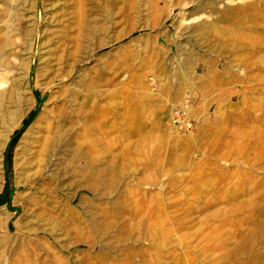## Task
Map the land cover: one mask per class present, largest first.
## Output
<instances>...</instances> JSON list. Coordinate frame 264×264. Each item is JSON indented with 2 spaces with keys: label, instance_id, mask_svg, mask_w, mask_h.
Segmentation results:
<instances>
[{
  "label": "rangeland",
  "instance_id": "obj_1",
  "mask_svg": "<svg viewBox=\"0 0 264 264\" xmlns=\"http://www.w3.org/2000/svg\"><path fill=\"white\" fill-rule=\"evenodd\" d=\"M0 54V264H264V0H0ZM58 88L86 100L94 150L17 179ZM87 164L125 189L92 193ZM120 203L140 238L106 232Z\"/></svg>",
  "mask_w": 264,
  "mask_h": 264
},
{
  "label": "bare ground",
  "instance_id": "obj_2",
  "mask_svg": "<svg viewBox=\"0 0 264 264\" xmlns=\"http://www.w3.org/2000/svg\"><path fill=\"white\" fill-rule=\"evenodd\" d=\"M123 36L125 35H119L114 42L122 39ZM4 64H6V60H4V57L0 54V69L1 65L3 66ZM41 76V73H38L37 79L41 78ZM39 82L41 83V80H39ZM21 86H23V78L16 81L11 88L13 102L18 95V87ZM41 88L44 90L43 87ZM1 101L2 98L0 95V116L4 113ZM85 102L86 100L83 99L82 101L81 96H78V94L63 91L61 88H58L54 95L51 92L48 93L39 113L31 123L28 131L25 132L24 136L17 144L14 162L15 166L20 168L21 172L18 173L19 177L17 179H20L23 174L21 171V166L23 164L26 162H33L37 157L42 155L46 156L51 151L66 150V153L67 151H71L74 156L83 157L94 150V146L92 145L93 138L89 132L92 119L88 118L82 125L77 124V119L79 114L83 112ZM50 104H52V106H50ZM14 109L15 108L8 109L6 110L7 112H5L10 118L11 124L15 122L16 110ZM93 123H95L94 120ZM101 173H103V171L99 172L97 169L92 170L87 164L81 171L75 170L74 176H81L84 186L92 193H95L97 192V187L95 185L97 179L101 181L100 183L104 182L102 187L108 184L105 183V178H101ZM102 180L104 181L102 182ZM109 185L112 191L118 192L124 190L126 187L124 184V175L111 181L108 186ZM95 194H92V197H96L97 195ZM133 213L134 212H132L128 206L120 203L117 210L113 209L110 211L109 217H105L101 214L103 218L102 221H104L103 223L107 229L106 232L109 234V232L115 229L120 236V240L140 238L143 220L140 217H136ZM2 221L3 219L0 216V222ZM90 225L92 228H96L99 227V222H92Z\"/></svg>",
  "mask_w": 264,
  "mask_h": 264
},
{
  "label": "crops",
  "instance_id": "obj_3",
  "mask_svg": "<svg viewBox=\"0 0 264 264\" xmlns=\"http://www.w3.org/2000/svg\"><path fill=\"white\" fill-rule=\"evenodd\" d=\"M0 216L2 217V219H5V214H4V212H1L0 213ZM1 223V222H0Z\"/></svg>",
  "mask_w": 264,
  "mask_h": 264
},
{
  "label": "trees",
  "instance_id": "obj_4",
  "mask_svg": "<svg viewBox=\"0 0 264 264\" xmlns=\"http://www.w3.org/2000/svg\"><path fill=\"white\" fill-rule=\"evenodd\" d=\"M7 161H9V159L7 158ZM2 196H0V200H1Z\"/></svg>",
  "mask_w": 264,
  "mask_h": 264
},
{
  "label": "water",
  "instance_id": "obj_5",
  "mask_svg": "<svg viewBox=\"0 0 264 264\" xmlns=\"http://www.w3.org/2000/svg\"><path fill=\"white\" fill-rule=\"evenodd\" d=\"M3 198H1L0 202H2Z\"/></svg>",
  "mask_w": 264,
  "mask_h": 264
}]
</instances>
